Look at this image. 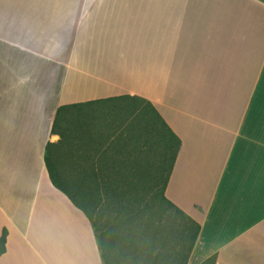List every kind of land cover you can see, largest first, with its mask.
<instances>
[{
	"label": "crops",
	"instance_id": "crops-1",
	"mask_svg": "<svg viewBox=\"0 0 264 264\" xmlns=\"http://www.w3.org/2000/svg\"><path fill=\"white\" fill-rule=\"evenodd\" d=\"M120 94L181 140L186 264H264V0H0V264H104L45 147L60 105Z\"/></svg>",
	"mask_w": 264,
	"mask_h": 264
},
{
	"label": "trees",
	"instance_id": "trees-1",
	"mask_svg": "<svg viewBox=\"0 0 264 264\" xmlns=\"http://www.w3.org/2000/svg\"><path fill=\"white\" fill-rule=\"evenodd\" d=\"M51 133L60 136L45 147L51 181L90 220L104 264H186L200 224L164 194L181 140L149 99L120 94L62 104ZM142 203L169 211L160 216L161 248L138 241L150 227Z\"/></svg>",
	"mask_w": 264,
	"mask_h": 264
},
{
	"label": "rangeland",
	"instance_id": "rangeland-1",
	"mask_svg": "<svg viewBox=\"0 0 264 264\" xmlns=\"http://www.w3.org/2000/svg\"><path fill=\"white\" fill-rule=\"evenodd\" d=\"M144 208H146V214L149 217V225L150 227H145L140 236L138 237L139 243L145 247H155V248H161L163 244L165 243V237L163 236L162 229L160 228V216L163 215L165 217L166 212H164L163 207H161L159 204H140ZM169 212V211H168ZM157 226V232L153 231V226ZM164 242V243H163Z\"/></svg>",
	"mask_w": 264,
	"mask_h": 264
}]
</instances>
